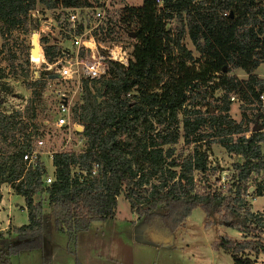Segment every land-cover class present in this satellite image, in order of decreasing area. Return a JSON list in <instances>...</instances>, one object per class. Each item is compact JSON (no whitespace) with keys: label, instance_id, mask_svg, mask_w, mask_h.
Here are the masks:
<instances>
[{"label":"trees","instance_id":"16d2710c","mask_svg":"<svg viewBox=\"0 0 264 264\" xmlns=\"http://www.w3.org/2000/svg\"><path fill=\"white\" fill-rule=\"evenodd\" d=\"M193 1L166 0L169 11L164 15L172 18L181 11L187 13L186 29L198 57L182 44V31L174 36L166 29L154 0L127 9L122 22L136 34L133 60L127 66L108 63L100 101L84 81L73 119L82 127L77 132L84 137L85 148L52 153L54 180L50 184L43 183L47 170L42 161L26 167L22 160L23 152L31 149V135L38 134L37 125L28 126L21 119L28 105L23 111L0 112V185L10 184L24 198L28 212V223L11 230L16 242L3 246L7 238L0 233V264H11V255L42 246L40 192L57 230L65 232L73 245L77 233L87 230L91 222L115 215L122 194L147 223L150 238H165L193 209L201 208L243 237L220 236L213 248L230 254L234 264H257L243 253H264V218L248 208L243 196L251 186L248 181L256 182L255 176L264 170V108L258 102L264 78L254 73L264 60V0ZM36 2L0 0L1 33L27 26ZM42 50L49 61L57 55L54 45L42 46ZM232 68L244 70L247 78L227 74ZM217 90L221 94L214 96ZM234 95L243 101L242 108L256 109L252 117L243 110L240 122L230 117ZM33 100L29 98V103ZM259 122L261 129L252 131L249 124ZM180 137L186 145L218 143L240 155L242 162L233 163V184L224 192L210 184L197 191L194 171L208 173V154L194 146L186 156L175 158ZM153 177L157 180L151 183ZM148 183L150 189L145 186ZM262 189L257 183L254 191L263 195ZM158 206L166 212H155ZM75 264L82 263L76 259Z\"/></svg>","mask_w":264,"mask_h":264},{"label":"rangeland","instance_id":"374dc122","mask_svg":"<svg viewBox=\"0 0 264 264\" xmlns=\"http://www.w3.org/2000/svg\"><path fill=\"white\" fill-rule=\"evenodd\" d=\"M136 2L139 4L141 0H136ZM34 9L37 10L36 16L39 15L40 19L31 16L32 19L28 21L27 26H18L10 31H4V33H1L0 30V112L23 111L28 105L25 116L21 119L29 124L28 126L37 125L38 134L33 136L43 140V144L39 148L40 158L48 171L49 167L46 165L50 154L55 151H71L73 145H77L75 152H80L85 148V142L82 134L78 132L72 134L71 140L68 142L67 131L53 124L54 111L58 102L57 90L66 92V89L73 86L68 80H64L58 75L53 60L49 61L41 56L40 51L36 56L31 55L32 33L36 31L41 20L54 15L50 0H37ZM186 23L187 13L181 11L174 14L168 28L171 29L174 36L182 31L180 37L182 44L191 50L194 57H198L199 53L189 38ZM122 37L126 39L124 33H122ZM129 42L133 41L129 39ZM39 45L42 46L40 40ZM48 70H52V73H49ZM254 73L259 78H264V60ZM227 74L235 75L240 79L247 78L245 71L240 68H232ZM104 81L105 79H100L90 83L92 92L99 101L102 100ZM220 94L221 91L217 90L214 96ZM81 96L78 94L73 98V105H71L73 116L74 108L81 103ZM31 97L34 100L29 103ZM242 104L243 101L234 95L229 115L235 122H240L242 119V110L248 117H252L256 111V109L250 110L247 107L242 108ZM32 114L34 117L30 118ZM75 121L81 126L77 120ZM254 125V123L249 124L251 128ZM29 129L30 127L27 131ZM262 130L264 131V129ZM248 134L249 132H247ZM19 139L22 140V136ZM80 139L82 140L81 144H79ZM194 146L206 150L210 168L205 175L194 171L195 189L202 192L210 184L211 187L224 192L235 181L236 170L233 163L242 162L241 156L227 152L218 143L201 141L186 145L183 138L180 137L175 144L174 157L181 159L191 152ZM261 150L264 161V141L261 143ZM261 174L262 171L255 176L256 182L248 181L251 186L244 194L243 200L251 211L261 213L264 218V194L261 195L254 191ZM156 180L153 177L150 182H156ZM145 186L150 189V183ZM40 199L43 206L41 215L42 246L11 255V264H75L76 259L82 264L84 262L91 264L92 242L99 245L98 239L102 241L100 245L104 243L103 246H106L108 257L103 264H234L230 254L222 249H215L212 245L220 236L237 240L243 239L237 229L219 223L218 216H207L201 208H195L182 225L166 234L167 242L164 243L165 238L158 235L157 238L162 241L159 247L144 243L142 239L146 227L137 221H142L143 218L131 210L128 201L121 194L117 198L116 216L114 215L115 217L110 222L111 229L107 228V223L93 221L87 232L82 235L77 234L76 244L73 245L65 232L57 230L54 217L44 199V192H40ZM18 203L23 204V198L20 196L7 197L3 203L4 206L11 204L17 206H10L13 215L12 222L16 226L28 222L27 211L20 210ZM154 211L163 214L166 212V208L158 206ZM132 220L135 221L134 230L137 234H131ZM112 229L115 232L113 234ZM9 230L1 233L4 238H7L1 242L3 246L17 241L15 235L11 233L12 229ZM11 234L13 237H9ZM243 254L255 260L257 264H264V253L255 254L245 250Z\"/></svg>","mask_w":264,"mask_h":264},{"label":"built area","instance_id":"2783aa9c","mask_svg":"<svg viewBox=\"0 0 264 264\" xmlns=\"http://www.w3.org/2000/svg\"><path fill=\"white\" fill-rule=\"evenodd\" d=\"M53 16L41 20L37 25L36 33L42 46L54 45L57 47V55L53 58V65L57 68L58 75L68 80L72 88L66 92L57 90L58 102L54 111L53 124L67 131L68 142L72 134H76L79 125L73 119V98L82 95L84 81L91 83L107 76L108 63L114 61L127 66L133 60L132 50L136 38L127 35L129 30L124 28L122 18L129 7L138 4L136 0H76L74 5H64L63 0H50ZM156 14H163V21L168 29L172 18L165 17L169 8L165 5L166 0H154ZM202 0H194L197 3ZM37 10L32 9L30 15L36 16ZM226 13H224L225 15ZM122 33L126 39H123ZM131 39L133 42H129ZM40 46V45H39ZM40 46L41 56L43 55ZM43 59V58H42ZM234 96L231 97V100ZM258 102L264 108V91L258 95ZM31 129V127H30ZM29 129V131H30ZM31 143V149L25 150L22 160L25 166H34L41 161L39 148L43 144L42 138H35ZM82 140H79V144ZM73 145L71 151H76ZM97 165L93 167L95 173ZM54 180L52 172H46L43 183L50 184ZM257 183L263 186L264 194V170Z\"/></svg>","mask_w":264,"mask_h":264},{"label":"crops","instance_id":"0c3cea01","mask_svg":"<svg viewBox=\"0 0 264 264\" xmlns=\"http://www.w3.org/2000/svg\"><path fill=\"white\" fill-rule=\"evenodd\" d=\"M41 161H43V160H41ZM46 166L49 167L48 168L49 172L54 171V166L52 165V154H50V157L47 160V165ZM0 195H1V201H0V233H3L4 231L9 230L10 228L13 229L14 227L21 226V225L16 226L12 222L13 215H12L10 206H16V205H14V204L13 205L11 204L9 206H4L3 205L4 201L7 200V197L13 198V197H16V196L19 197L20 195H18L14 191V189L12 188V186L10 184H6V183H3V184L0 185ZM20 197H22V196H20ZM24 203L25 202H24V198H23V204L18 203V206H19L20 210H26L27 211L26 206H25ZM27 214H28V212H27ZM115 216H116V214H115ZM115 216H113L111 218H108V219H106L104 221H98V222L107 223L106 224L107 228L111 229L110 222L112 221V219ZM137 221L143 223L145 225V227H146L145 230H144V238L142 239V240H144L143 242L144 243H149V244L154 245L156 247H159V245L162 243L161 239H158L156 236L153 237V238H149L148 237V226H147V223L144 220H142V221L141 220H137ZM132 222H133V224H132V227L130 229L131 230V234H137L135 232V230H134L135 221L132 220ZM90 225H91V223L88 226L89 229H90ZM89 229H87L85 231H80L78 233H79V235H82L83 233L87 232ZM113 233H115L114 229H112V234ZM169 239H170V236H169ZM167 241H168V237H165L164 243L167 242ZM98 242H99V245H96L94 242H92L93 245H92V263L91 264H103L105 259H106V257H108L107 253H106V246L105 245L103 246L104 243H102L100 245V243L102 242L100 239H98ZM84 264H89V263L84 262Z\"/></svg>","mask_w":264,"mask_h":264},{"label":"water","instance_id":"95a60500","mask_svg":"<svg viewBox=\"0 0 264 264\" xmlns=\"http://www.w3.org/2000/svg\"><path fill=\"white\" fill-rule=\"evenodd\" d=\"M127 35L131 38H135L136 37V34L134 31H128L127 32ZM40 51V46H39V38H38V34L36 32H33L32 33V48H31V55L32 56H36ZM225 70V69H224ZM82 127L79 126V130H81ZM261 129V126L258 125V124H255L253 127H252V131H257V130H260ZM37 197V196H36Z\"/></svg>","mask_w":264,"mask_h":264}]
</instances>
